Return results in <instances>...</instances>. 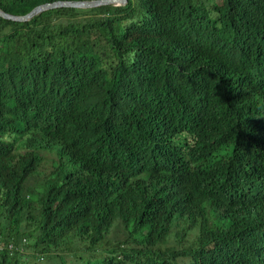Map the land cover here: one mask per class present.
Listing matches in <instances>:
<instances>
[{"label": "trees", "instance_id": "obj_1", "mask_svg": "<svg viewBox=\"0 0 264 264\" xmlns=\"http://www.w3.org/2000/svg\"><path fill=\"white\" fill-rule=\"evenodd\" d=\"M0 264H264V0L0 16Z\"/></svg>", "mask_w": 264, "mask_h": 264}, {"label": "water", "instance_id": "obj_2", "mask_svg": "<svg viewBox=\"0 0 264 264\" xmlns=\"http://www.w3.org/2000/svg\"><path fill=\"white\" fill-rule=\"evenodd\" d=\"M125 2L126 0H56L52 2H45L38 4L24 15L12 14L0 9V16L5 19L23 22L29 20L33 16L45 10L52 8H58V7L92 8V7L108 5V4L121 5L124 4Z\"/></svg>", "mask_w": 264, "mask_h": 264}, {"label": "rangeland", "instance_id": "obj_3", "mask_svg": "<svg viewBox=\"0 0 264 264\" xmlns=\"http://www.w3.org/2000/svg\"><path fill=\"white\" fill-rule=\"evenodd\" d=\"M38 182H39L38 180H33V179L29 180V184H31V185H36Z\"/></svg>", "mask_w": 264, "mask_h": 264}]
</instances>
